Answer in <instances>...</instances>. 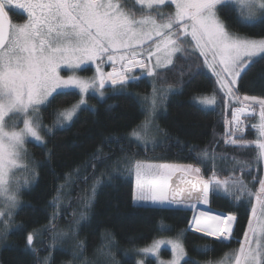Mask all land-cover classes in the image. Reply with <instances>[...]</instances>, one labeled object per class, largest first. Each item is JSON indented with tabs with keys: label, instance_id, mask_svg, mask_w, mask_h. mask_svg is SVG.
<instances>
[{
	"label": "snow or ice",
	"instance_id": "6c2138e0",
	"mask_svg": "<svg viewBox=\"0 0 264 264\" xmlns=\"http://www.w3.org/2000/svg\"><path fill=\"white\" fill-rule=\"evenodd\" d=\"M15 10L26 15L23 23L12 22L9 13ZM229 21L244 28L264 24V0H0V244L11 234L14 212L20 204L19 194L29 185L28 176L35 179L38 175L35 167L23 163L29 156L26 142L30 140L46 148L44 136L73 121L82 105L92 109L83 97L90 89L104 97L103 89L108 84L113 94L131 96L144 116L141 124L124 138L136 142L145 152L149 147L153 151L157 146L165 147L163 142L157 144L155 140L149 144L141 133L150 127L163 132L154 125V118L173 91L168 75L182 79L185 69L179 62L202 56L204 59L199 66L213 71L218 89L234 102L231 120L225 121L230 127L222 139L226 145L254 149L252 163L235 156H218L207 148L197 152L191 146L189 151L194 153L197 164L205 165L210 172L208 178L200 167L192 164L151 163L134 159L135 154L133 157L125 154L116 160L113 171L122 168L128 175H134L132 201L135 207L179 211L182 207L207 204L210 193L224 194L237 208L242 206V201L247 203L250 218L243 238L236 240L239 246L224 253L221 259L204 264H264V178H253L252 183L259 185L254 191L242 175H235L245 170L251 174L253 165H264V97L240 96L237 88L241 76L246 75L258 59L264 58V38L256 39L234 31ZM89 63L96 65V74L91 79L75 74L81 65ZM105 63L112 69L107 73L102 68ZM62 67L72 74L61 75ZM135 69L142 71L137 75ZM187 71H191V66ZM144 79L150 84V93L128 90L130 84H139ZM73 89L79 90L81 99L68 107L52 108L50 98L54 99V94L66 95ZM198 99L205 107L216 104L215 95ZM49 108H52L50 122L46 124L42 109ZM249 117L257 118V122L246 125ZM246 127L255 131L254 140L244 138ZM217 159L231 160L237 166L226 179H220L215 170ZM102 162L101 149L97 148L88 167L95 173L96 164ZM36 163L32 161L33 165ZM20 168L25 175L16 174L15 170ZM73 172L79 180L87 182L88 175H81L79 167ZM177 174L180 183L174 184L173 177ZM72 175L64 174V183L57 186L56 195L49 201L52 209L49 224L25 236L21 251L32 257V264H52L51 253L57 250V241L68 238L69 232L76 240L73 259H79L84 253L85 244L78 238L79 230L82 222L90 217L102 177L108 174L93 176L90 194L83 198L78 218L73 212L74 220L68 231L57 230L53 222L60 216L65 189L75 182ZM236 223L234 214L213 215L200 211L175 238L154 240L134 250L145 258L158 259L161 246L167 244L171 246L173 258L167 262L160 260L159 264H181V261L201 264L187 257L183 243L185 234L194 230L203 234L201 241L212 240L193 249L200 255H208L216 250L213 243L227 245L235 239ZM22 228L23 225H16L17 231ZM164 230L172 231L167 226ZM45 232L51 233L50 242L40 239ZM37 242L42 247H37ZM115 246L111 238H102L95 253L105 258V264H120L113 251ZM44 250L48 254L41 256ZM137 264H144V259Z\"/></svg>",
	"mask_w": 264,
	"mask_h": 264
},
{
	"label": "trees",
	"instance_id": "16d2710c",
	"mask_svg": "<svg viewBox=\"0 0 264 264\" xmlns=\"http://www.w3.org/2000/svg\"><path fill=\"white\" fill-rule=\"evenodd\" d=\"M25 18L23 14L12 15V20L16 23L24 21ZM228 23L234 31L255 38H264V24L244 28L232 21ZM202 61L201 56L187 62L180 61L179 64L185 69L182 79L178 75L171 73L168 75L169 83L174 86L173 91L169 94L166 103L159 107L156 119L157 125L163 130L160 132L159 143L163 142L165 147L157 146L154 151L149 147L145 152L136 142L124 138L131 129L141 124L144 116L141 115L137 102L131 96L113 94L110 88L104 100L95 96L90 97L94 111L88 107L82 108L69 125L63 129H54L51 135L45 136L46 148L28 142L30 162L32 163L33 160L37 162L32 165L38 175L30 187L22 188L20 192L21 205L13 217L15 224L11 226L12 231L7 240L0 244V264H32V257L21 251L25 236L33 229H42L49 224V213L52 212L49 201L56 195L57 186L64 183L65 173H73L72 179L75 182L65 189L60 204V216L53 222L57 230L60 227L67 230L72 222L67 221L70 206L72 212L78 215L83 198L90 194L93 176L108 174L102 177L103 182L97 188L90 217L82 222L79 230L78 238L84 241L85 254H83L88 260L95 258V249L101 244L105 235L108 239L111 236L121 249L139 248L150 244L157 237L176 236L181 229L189 226L193 216L198 215L200 211L210 212L213 215L220 213L236 215L237 223L234 226L233 236L237 240L243 238V232L250 218L247 203L242 201V206L237 208L225 198L224 194L211 193L207 207L201 206L203 208L197 210L193 207H184L179 211H154L151 208L135 207L132 201L134 180L130 175L127 176L122 168L113 171L116 160L121 159L125 154L129 157L135 154L134 159L141 161L192 164L200 167L204 177L208 178L210 172L205 165L197 164L194 153L189 151L191 146H194L197 152L207 148L209 152L214 150L218 156H235L252 163L254 149L229 146L222 139L223 134L230 127L225 121L231 120L234 102L228 100L222 90L218 89L214 74L206 70V66H199ZM189 66H191L190 72L187 71ZM237 88L242 96L264 97V58L258 59L250 66L247 74L241 76ZM128 90L147 94L151 92V87L144 79L139 84H130ZM211 95H215L216 98L214 106L205 107L199 103V97ZM80 98L77 90H70L66 95H55L54 99H51L52 108L68 107ZM109 105L113 107L109 108ZM52 108L46 111L42 109L46 124L50 122L49 113ZM256 122L257 118H253L248 125ZM244 138L248 141L254 140L255 131L248 127V133ZM97 148L101 149L103 162L96 164L93 173L88 164ZM77 167L80 168L81 175H88L87 182L79 180L73 172ZM236 167L231 160L217 159L215 170L220 179H226ZM250 171L251 174L249 170H245L244 174L247 176L249 187L255 191L259 185L252 183L253 178L256 180L264 178V165H253ZM109 175L111 179L108 178ZM235 175L239 176L240 172H235ZM16 225H23V228L17 231ZM165 226L170 227L172 231L164 230ZM201 235L203 234L194 230L185 234L184 243L192 258L214 259L230 248L229 245L213 243L216 249L214 252L200 255L193 250L194 247L201 243L213 242L201 241ZM50 236L51 233L45 232L40 239L48 242ZM73 242L66 238L63 244L56 246L57 250L52 253V264H70V261H75L72 257V252L76 251ZM36 246L42 247L38 242ZM47 253V250H44L40 255L44 256ZM120 259L121 264H136V259L133 257L120 256ZM75 263L83 264V259H76Z\"/></svg>",
	"mask_w": 264,
	"mask_h": 264
},
{
	"label": "rangeland",
	"instance_id": "374dc122",
	"mask_svg": "<svg viewBox=\"0 0 264 264\" xmlns=\"http://www.w3.org/2000/svg\"><path fill=\"white\" fill-rule=\"evenodd\" d=\"M165 10H169V9H165ZM251 37V36H250ZM252 38H255V37H252ZM256 39H259V38H256ZM202 57V56H201ZM203 58V57H202ZM204 59V58H203ZM102 68H103V70H104V72L105 73H107V72H109V71H111L112 69H110L111 68V66L110 65H108L107 63H105V64H103L102 65ZM95 69H96V65L95 64H93V63H89V64H85V65H81V67H80V69H78V70H76V72H75V74L76 75H78V76H80V77H83V78H88V79H91L95 74H96V71H95ZM206 70H208V71H210L211 73H213V71L211 70V69H208L207 67H206ZM142 70H140V69H135L134 70V72L138 75L140 72H141ZM69 74H72L70 71H68V70H66V69H64L63 67H62V69H61V75H63V76H67V75H69ZM239 81V80H238ZM237 85H238V82H237ZM108 88H109V85L108 84H106L105 85V88L103 89V91H104V93H105V95H104V97H100V95H99V92H95V91H93V90H89V93L86 95V96H84L83 98L87 101V105H90V106H92L93 107V105L94 104H92V101H91V99H90V97L91 96H95V97H97L98 99H100V100H104L106 97H107V95H108ZM73 90H77L78 92H79V90L78 89H73ZM70 91V90H69ZM223 92V91H222ZM54 96H55V94H54ZM50 99H52V98H50ZM81 99V98H80ZM228 99V98H227ZM229 100V99H228ZM198 101H199V99H198ZM214 106V105H213ZM84 107H87V106H84V105H82L81 106V108L78 110V112H77V114L73 117V120H74V118H76V116L78 115V113L80 112V110L82 109V108H84ZM158 111H159V108L157 109V112H156V114H155V118H154V125H157V115H158ZM72 122V121H71ZM71 122H68V124L67 125H69ZM66 125V126H67ZM142 137H143V140L144 141H147L149 144H151V142L153 141V140H155L156 142H157V144L161 141V135H160V132H157L156 131V129H155V127H150V128H148L147 130H145V131H142ZM28 142H30V140L28 141ZM28 142H26L25 143V148L27 149V152L29 153V150H28V147H27V144H28ZM44 142H45V136H44ZM29 156H30V154H29ZM26 157L24 160H23V163L24 164H27L30 168L31 167H34L33 165H32V163L30 162V157ZM146 162H151V163H168V162H153V161H148V160H145ZM169 163H171V164H177V165H188V164H186V163H173V162H169ZM16 171V174L17 175H19V176H23V175H25V172H24V170L22 169V168H20V169H16L15 170ZM126 174V173H125ZM127 176H128V174H127ZM131 176V178L134 180V182H135V177H134V175H130ZM28 179H29V185L27 186V187H30L34 182H35V180H36V177H35V179H33L32 177H31V175H29L28 176ZM27 187H24V188H27ZM22 190V189H21ZM21 192V191H20ZM21 196H20V194H19V200H20V204H19V207H20V205H21V198H20ZM71 201H72V199H71ZM73 203V202H72ZM200 206V207H199ZM201 206H203V207H207V204H203V203H198V204H196V206H195V209L197 210V208H203V207H201ZM18 207V208H19ZM17 208V209H18ZM182 208H184V207H182ZM186 208V207H185ZM188 208V207H187ZM17 209L15 210V212L17 211ZM73 210H72V206H70V211H69V214H68V219H67V221L68 222H70L69 220H71V221H73L74 220V217H73V215H72V212ZM14 212V213H15ZM77 218H78V215H77ZM68 227V226H67ZM59 230H63V229H61V227L59 228ZM63 231H68V229L67 230H63ZM69 235H71V232H69ZM69 235H68V238H69V241L71 242H75L76 243V240L75 239H73L71 236L69 237ZM176 236H161V237H157L155 240H158V239H164V240H167V239H171V238H175ZM109 238H111V236H109ZM103 239H105V240H107L108 239V237L105 235V236H103ZM59 241H61L60 243H57V245H60V244H63L62 242L63 241H65V239H63V240H59ZM48 242H50V238H49V240H48ZM73 242V243H74ZM101 242H102V240H101ZM152 243V242H151ZM150 243V244H151ZM183 243H184V240H183ZM150 244H148V245H150ZM115 247H114V249H113V251H114V253H115V257H116V259L117 260H119L120 261V264H121V259H120V256L121 257H125V258H130V257H133V258H135L136 259V264H137V262L139 261V260H141V259H144V264H159V261L160 260H162V261H165V262H167V261H170L172 258H173V252H172V250H171V246L170 245H167V244H164V245H162L161 246V248H160V251H159V254H158V259L156 258V257H153V256H147V258H145V256H144V254H142V253H138V252H136L134 249H136V248H132L131 250H129V249H121V248H119L118 246H117V243H115ZM148 245H146V246H148ZM143 247H145V246H142V247H139V248H143ZM184 247H185V249H186V246H185V243H184ZM235 248H237V247H235ZM125 252H127V255H125ZM166 252L168 253V254H166ZM186 252H187V249H186ZM53 253V252H52ZM52 253H51V255H52ZM48 254V253H47ZM85 254V253H84ZM82 255L80 258H82L83 259V264H93V262H94V264H105V258L104 257H102V256H99L98 254H96V256H95V258L94 259H89L88 260V257H86L85 255ZM187 257H190L189 256V254H188V252H187ZM187 257L185 258V259H187ZM223 257V256H222ZM221 257V258H222ZM85 258H86V260H85ZM221 258H219V259H221ZM194 259H196V260H199V261H202L200 258H194ZM219 259H217V260H219ZM217 260H212V261H217ZM76 261V260H75ZM75 261H70V264H76L75 263ZM183 262L184 261H181V264H183ZM201 264H204V261L203 262H201Z\"/></svg>",
	"mask_w": 264,
	"mask_h": 264
},
{
	"label": "flooded vegetation",
	"instance_id": "af4514ba",
	"mask_svg": "<svg viewBox=\"0 0 264 264\" xmlns=\"http://www.w3.org/2000/svg\"><path fill=\"white\" fill-rule=\"evenodd\" d=\"M9 14H10V17H11V20H12V15L16 14V16H18V15L20 14V11H19V10L10 11ZM20 15H22V14H20ZM23 15H24V14H23ZM25 16H26V15H25ZM25 19H26V18H25ZM24 21H25V20H24ZM24 21H21V22H19V23H23ZM12 22H13V23H16V22H14L13 20H12ZM241 175L243 176L244 181L247 182V181H246L247 176L244 174V172H243V174L240 173L239 176H241ZM210 194H211V193H210ZM236 240H237V239H234L231 243L227 244V245L230 246V248H229L226 252H228V251H230L231 249H234L235 247H238V246H239V245L236 243ZM226 252H224V253H226ZM224 253L221 254L220 256L214 258V259L202 260L201 262H203V261L206 262V261H208V260H217V259L221 258V257L224 255Z\"/></svg>",
	"mask_w": 264,
	"mask_h": 264
},
{
	"label": "water",
	"instance_id": "95a60500",
	"mask_svg": "<svg viewBox=\"0 0 264 264\" xmlns=\"http://www.w3.org/2000/svg\"><path fill=\"white\" fill-rule=\"evenodd\" d=\"M173 182L174 184H179L180 183V178H179V174H177L176 176L173 177ZM209 203V202H208ZM211 209V208H210ZM213 210V209H212ZM215 211V210H214Z\"/></svg>",
	"mask_w": 264,
	"mask_h": 264
},
{
	"label": "bare ground",
	"instance_id": "6f19581e",
	"mask_svg": "<svg viewBox=\"0 0 264 264\" xmlns=\"http://www.w3.org/2000/svg\"><path fill=\"white\" fill-rule=\"evenodd\" d=\"M233 111V110H232ZM246 124L248 125V123L246 122ZM247 128V131L244 133V136L248 133V127ZM230 146V145H229Z\"/></svg>",
	"mask_w": 264,
	"mask_h": 264
},
{
	"label": "built area",
	"instance_id": "2783aa9c",
	"mask_svg": "<svg viewBox=\"0 0 264 264\" xmlns=\"http://www.w3.org/2000/svg\"><path fill=\"white\" fill-rule=\"evenodd\" d=\"M243 119V118H242ZM245 123H246V120H245ZM247 125V124H246ZM247 131V128L245 129L244 133Z\"/></svg>",
	"mask_w": 264,
	"mask_h": 264
}]
</instances>
